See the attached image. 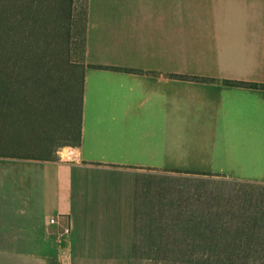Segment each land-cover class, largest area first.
<instances>
[{
  "label": "crops",
  "instance_id": "1",
  "mask_svg": "<svg viewBox=\"0 0 264 264\" xmlns=\"http://www.w3.org/2000/svg\"><path fill=\"white\" fill-rule=\"evenodd\" d=\"M87 57L95 64L84 71L75 146L82 165L264 182V87L227 82H264V0H90ZM16 160L0 157V181L30 167ZM64 169L73 187V168ZM64 178L0 186V201L16 208L21 224L5 226L22 230L13 238L28 245L21 256L36 240L39 264L44 240H59L48 233L52 222L70 227L75 195Z\"/></svg>",
  "mask_w": 264,
  "mask_h": 264
},
{
  "label": "rangeland",
  "instance_id": "2",
  "mask_svg": "<svg viewBox=\"0 0 264 264\" xmlns=\"http://www.w3.org/2000/svg\"><path fill=\"white\" fill-rule=\"evenodd\" d=\"M89 11L90 0H0V157L11 150L30 163L0 186H56L63 172L71 188L64 166L76 175L75 223L70 214L69 231L52 222L59 240H44L45 264H264V182L76 160L83 76L95 64ZM11 101L24 122L6 114ZM68 148L75 158L63 157ZM50 149L53 158H43ZM15 210L0 201V264H39L36 240H27L32 257L21 256L28 245L13 238L22 230L6 228L21 225Z\"/></svg>",
  "mask_w": 264,
  "mask_h": 264
},
{
  "label": "trees",
  "instance_id": "3",
  "mask_svg": "<svg viewBox=\"0 0 264 264\" xmlns=\"http://www.w3.org/2000/svg\"><path fill=\"white\" fill-rule=\"evenodd\" d=\"M102 66V65H101ZM113 68H116V69H119V67H113ZM126 69H130V68H126ZM84 78V76H83ZM84 81V79H83ZM227 82L229 84H232V85H244V86H253V87H264V82H258V81H246V80H238V79H231V80H227ZM11 104H12V101L11 103H7L5 106H6V109H5V112L6 114H9V115H12L16 118H18L19 121H25V118L24 117V109H22L21 107L20 108H12L11 107ZM81 107H82V100H81ZM81 107H80V126H81ZM80 126H79V130H78V134H77V137L75 138V141L74 143L76 145H79L80 142H81V130H80ZM53 149H50L48 151V154L46 156H44L43 158L45 159H52L53 156H54V153H53ZM5 156H14V157H27L26 155H18L16 154L15 152H12L11 150L10 151H6V155Z\"/></svg>",
  "mask_w": 264,
  "mask_h": 264
},
{
  "label": "built area",
  "instance_id": "4",
  "mask_svg": "<svg viewBox=\"0 0 264 264\" xmlns=\"http://www.w3.org/2000/svg\"><path fill=\"white\" fill-rule=\"evenodd\" d=\"M62 153H63V157L66 156L68 157V159H73L76 156V154L73 152V150H71V148L70 149L68 148L66 151L63 150ZM51 220L53 221L54 217H52ZM66 231H69L68 227L66 228Z\"/></svg>",
  "mask_w": 264,
  "mask_h": 264
}]
</instances>
